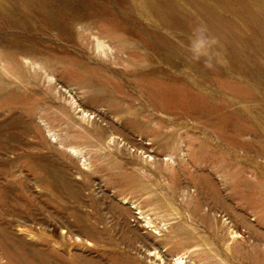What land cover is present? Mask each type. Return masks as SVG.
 Segmentation results:
<instances>
[{
    "label": "rangeland",
    "instance_id": "1",
    "mask_svg": "<svg viewBox=\"0 0 264 264\" xmlns=\"http://www.w3.org/2000/svg\"><path fill=\"white\" fill-rule=\"evenodd\" d=\"M0 264H264V0H0Z\"/></svg>",
    "mask_w": 264,
    "mask_h": 264
},
{
    "label": "clouds",
    "instance_id": "2",
    "mask_svg": "<svg viewBox=\"0 0 264 264\" xmlns=\"http://www.w3.org/2000/svg\"><path fill=\"white\" fill-rule=\"evenodd\" d=\"M216 43L215 37L209 35L205 27L195 28L190 43L191 59L194 61L203 59L206 68H214L220 56L219 51L214 50Z\"/></svg>",
    "mask_w": 264,
    "mask_h": 264
}]
</instances>
